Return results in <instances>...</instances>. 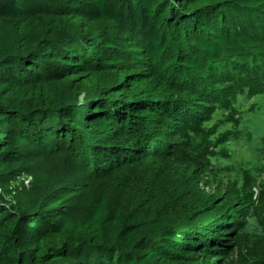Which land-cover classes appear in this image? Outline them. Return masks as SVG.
Returning <instances> with one entry per match:
<instances>
[{"label":"trees","instance_id":"trees-1","mask_svg":"<svg viewBox=\"0 0 264 264\" xmlns=\"http://www.w3.org/2000/svg\"><path fill=\"white\" fill-rule=\"evenodd\" d=\"M257 94L264 0H0V264H209L233 224L251 247L264 186L255 197V175L222 161ZM56 158L57 172L25 183ZM167 160L231 183L249 219L180 227L157 212L155 174L152 199L136 179L123 197L148 215L83 198L92 179Z\"/></svg>","mask_w":264,"mask_h":264},{"label":"rangeland","instance_id":"rangeland-1","mask_svg":"<svg viewBox=\"0 0 264 264\" xmlns=\"http://www.w3.org/2000/svg\"><path fill=\"white\" fill-rule=\"evenodd\" d=\"M240 107L243 113V119L238 127V135L235 136L227 147L232 155L230 159L222 161L224 164L230 163L236 166L235 174H241L242 169H249L257 178L259 185L255 186L253 191L255 197L259 195L260 189L264 186V94H257L252 97L242 99ZM53 163L45 166L43 171L38 170L34 178L26 177L27 185L34 183L36 180L46 179L52 173L57 172L61 162L56 158ZM48 163V162H47ZM126 168V167H125ZM120 168L111 178L105 180H90L87 188H81L85 191L83 198H98L101 195L110 197L111 209L114 214L121 216L125 214L136 216L138 214H147L144 209L148 207L143 203L141 207L138 202L134 205L129 200H124L125 190L135 179L141 183L140 189L143 199H152L153 182L148 179L151 174L156 175L160 181H165V185L156 184L155 192L162 196L159 202L157 212L166 213V217L176 221L180 227L193 225L196 223L207 224L210 221L224 222L225 217L236 215L239 221L248 220L250 215L246 208L241 206L230 192L231 183L219 185L217 181L208 182L206 178L189 179L183 176L180 170L169 160L160 165L147 162L145 167L135 166L134 168ZM259 169V171H257ZM52 172V173H51ZM146 179V181H145ZM15 184H12L14 186ZM161 185V187H160ZM159 187V188H158ZM259 207V206H258ZM113 215V214H111ZM130 216V217H131ZM157 214L151 215L156 220ZM115 217V216H114ZM229 220V219H228ZM192 224H189L191 223ZM146 228L157 227L154 221L145 224ZM233 227V229H232ZM225 232L226 239L224 245L214 246L218 250L210 249L208 254L209 264H259V260H264V235L260 240L249 246L240 244L238 239L239 226L233 224ZM235 231V232H234ZM226 243V244H225Z\"/></svg>","mask_w":264,"mask_h":264}]
</instances>
